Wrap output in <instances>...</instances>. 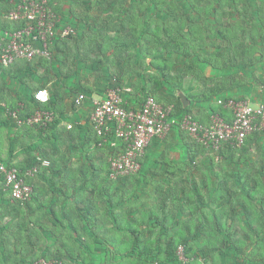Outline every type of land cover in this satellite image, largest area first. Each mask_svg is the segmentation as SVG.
I'll list each match as a JSON object with an SVG mask.
<instances>
[{"label": "crops", "instance_id": "crops-1", "mask_svg": "<svg viewBox=\"0 0 264 264\" xmlns=\"http://www.w3.org/2000/svg\"><path fill=\"white\" fill-rule=\"evenodd\" d=\"M16 1L0 0V44L9 32L3 29L12 28L3 17ZM113 1L108 9L114 8L117 15L114 29H108L107 20L98 29L91 25L87 27V31L97 37L95 49H79L78 40L71 44L77 47L76 56L80 61L75 74L70 75L60 63L61 55L66 56L69 52L63 49L64 42L55 44L49 61L17 60L0 68V164L23 165L28 170L37 159L48 163V166H38L36 174L28 178L33 195L29 205H16L11 201L0 175V264H21L28 258H49L56 254L62 257L63 264H82L81 258H71L67 250L74 255L80 254L86 264H106L114 258L112 251L118 249L116 242L128 239L123 229L128 223L132 229L140 222L147 223L141 227L147 231L145 236L159 239L165 230L153 228L150 233L148 227L154 222H188L197 217L183 212L186 203L179 196L172 203L167 195L164 199H145L137 190L134 194L128 191L133 197L130 199H127L129 196H122V199L116 196L114 209L122 213L112 212L114 209L108 197L100 190H93L94 185L103 188L110 184L104 176L107 150H97L89 145L95 137L89 121L93 98L101 99L107 90L120 89L124 108L137 110L146 97L151 96L161 105L173 103L178 109L177 117L189 115L204 123L209 122L211 108L220 106L219 100L249 99L252 104L262 101L264 0H162L159 10L148 0L142 4L124 0L122 7L117 0ZM56 2L59 11L58 0ZM105 13L111 12L105 10ZM127 14L136 23L131 22ZM153 21L162 22L171 31L170 34L164 32L161 44H154L151 32L143 36L134 33L135 25L137 31L141 27L149 29L148 24L154 25ZM177 29L178 34H174ZM168 42L172 46L178 45L179 52L170 48L163 60L150 54V48L159 51ZM143 47H148L147 53ZM55 58L59 64L52 62ZM89 59L91 66L84 75L87 71L84 66ZM160 64L166 66L164 73L174 78L172 84L163 81ZM96 65L102 70L98 79L91 75ZM107 66H112L114 75L105 73ZM39 90L46 91L48 104L34 101V94ZM80 94L86 99L76 107L75 100ZM178 99L181 107H188V111L180 108ZM47 105L56 109L57 117V124L48 131L17 126L7 116L10 110H21V114L28 115L35 106ZM68 126L72 128L67 129ZM183 135L174 129L169 133V139L174 138L188 155L190 147ZM253 140L247 142V149L257 141L264 153V132ZM157 141L146 149L138 176L140 180L147 172L152 179H148L149 183L164 184L168 173L178 167L166 164L165 159L158 161L162 153ZM108 150L110 154L116 151ZM261 165L252 166L246 180L252 179L251 174L260 171ZM160 177L164 181H160ZM178 184L167 183L164 187L167 186L165 190L169 191ZM72 210L76 211L75 218L79 221L75 224L77 227L73 224L63 227L56 213L70 220L66 212L72 214ZM37 214L43 215L41 222L34 219ZM88 223H91L92 231ZM59 226L62 229L58 233ZM186 226L182 227L186 229ZM93 234L109 240V244L105 241L96 244ZM166 264L172 263L166 261Z\"/></svg>", "mask_w": 264, "mask_h": 264}, {"label": "built area", "instance_id": "built-area-1", "mask_svg": "<svg viewBox=\"0 0 264 264\" xmlns=\"http://www.w3.org/2000/svg\"><path fill=\"white\" fill-rule=\"evenodd\" d=\"M56 5V0H17L14 3L3 17L4 21L16 27L5 33L0 44V68L8 67L17 60H51L56 41L74 35V28L64 23L56 13ZM261 92L262 101L258 104L241 99L219 100L217 104L231 112V120L228 122L219 115H211L209 122L202 124L189 115H173V105L163 106L152 97H148L139 109L127 110L121 90H107L104 98L91 100L93 110L89 121L100 138L99 146L116 149L108 161L109 178L115 180L138 173L140 159L151 141L163 139L174 129L204 147L215 156L216 162L220 161L218 154L223 146L239 148L249 136L264 131V84ZM85 99L83 94L78 95L75 106H81ZM34 101L47 102L46 91H37ZM20 112L10 110L7 115L17 126L47 129L55 118L51 111L40 108L27 117H20ZM40 165L48 166V163L41 162ZM37 171L36 164L21 176L17 168L0 165L4 189L12 202L24 204L31 199L32 188L26 184L25 178L34 176ZM179 251L182 252V249ZM179 251V261L184 264L186 260L183 261Z\"/></svg>", "mask_w": 264, "mask_h": 264}, {"label": "trees", "instance_id": "trees-1", "mask_svg": "<svg viewBox=\"0 0 264 264\" xmlns=\"http://www.w3.org/2000/svg\"><path fill=\"white\" fill-rule=\"evenodd\" d=\"M77 1V0H74ZM129 1V0H128ZM135 1L138 4H142L146 0H132V2L135 3ZM148 2L152 5H155L157 10H159V6H161L162 0H148ZM124 3V0H117V4L122 7V4ZM13 8V7H12ZM55 11H57V6H55ZM114 8L112 9L111 13L108 14V20L106 25H108V29H114L115 19L117 18V15L115 14ZM131 22L136 23L131 19V15L127 14ZM64 22V20H63ZM154 25L151 24V22L148 24V28L146 29L144 27H141V29L138 28L135 25L134 33H138L139 35H147L148 32H151L154 37L153 42L154 44H161L163 41V34L166 32L167 34H170L169 27H165L162 22H156L153 21ZM7 23V22H5ZM65 23L68 25V23L65 21ZM9 24V23H8ZM12 25V24H10ZM71 26V24H69ZM16 26L12 25V28ZM73 27V26H72ZM153 29H152V28ZM9 28H4L3 31H11ZM177 28V27H175ZM150 30V31H149ZM179 30L177 29L174 34H178ZM264 35V34H263ZM72 37V36H71ZM71 37H69L67 40H69ZM105 40L107 39L104 38ZM172 40V39H170ZM57 44V43H55ZM155 46V45H154ZM148 47H143L142 50L146 51ZM170 48H175L176 53L179 52L178 45L172 46L171 43H166V45H163L161 50H154L150 51V54L152 53V56L156 59H164V54L168 52ZM42 60V59H41ZM46 61V60H45ZM49 61V60H48ZM154 65V64H153ZM159 66V65H158ZM161 69V75L163 76V81L167 84H172V81L174 78L167 75V73H164L166 66H162L160 64ZM264 84V79L261 82V86ZM161 85V84H160ZM179 88V87H178ZM178 91V90H177ZM150 97V96H148ZM146 97V99L148 98ZM145 99V100H146ZM232 99V98H228ZM226 100V99H224ZM179 101V99H178ZM145 102V101H144ZM49 103V101H48ZM47 103V104H48ZM173 105L174 111L173 115H176L178 112L177 107L171 103L163 106ZM179 106L181 109L180 101ZM36 108H40L43 110L51 111L52 113H55L54 108L47 105L46 107H37L35 106L33 111ZM188 108V107H187ZM183 109L184 111H188V109ZM129 110V108H125ZM211 115H219L220 117L224 118L228 122L231 120V112L229 110H224V108L220 105L215 108H211ZM177 112V113H176ZM29 113L21 114L20 117H27L31 115ZM196 119V118H194ZM199 121L198 119H196ZM201 122V121H199ZM202 124H206L204 122H201ZM57 124V118L54 120V122L47 128V129H40L37 127H34L37 130L41 131H48L50 130L54 125ZM264 132V131H263ZM184 134L183 132H181ZM255 133L251 136H249L246 141H254L253 138H255L258 134ZM95 137L93 138V142L89 143V145H92L97 150H107L105 151L106 156V181L108 184L106 187H98L95 188L98 185H94L93 190H100L102 193L105 194V196L108 197L110 200L109 203L114 209V203L113 200L117 196L118 198L122 199L123 193H128V190L131 194L135 193V184L138 181V173L136 174H130L123 177H118L115 180H111L109 178V159L113 156V153L110 154L108 151V146H99L100 138L94 133ZM254 136V137H252ZM156 140V139H155ZM153 140V141H155ZM192 139H190L191 141ZM151 141V143L153 142ZM193 143L196 145H200L196 143L194 140H192ZM150 143V144H151ZM193 143H188V163L194 164L195 163V156H196V148ZM149 144V145H150ZM91 146V147H92ZM201 146V145H200ZM244 145L237 148L235 146L231 145H225L222 147V149L219 151V157L220 161L222 159L227 158V155L230 153V160L233 159V153L242 150ZM193 147V149H192ZM202 147V146H201ZM90 148V147H89ZM205 149L204 147H202ZM206 150V149H205ZM262 157L264 159V153L262 154ZM38 160V159H37ZM141 161V159H140ZM219 162V161H218ZM37 164V161L34 162V164H31L30 166H35ZM261 172L257 171L258 175L264 174V161L261 163ZM243 165V164H242ZM9 167H16L20 171V175L23 176L26 172V169L23 165L17 166L8 164ZM253 170L252 166H245L244 169H242L239 172H234L233 170L230 172L224 171V176L220 178V174L223 173H216L215 177L217 178V185L218 187L214 190L212 198H211V206H212V213L211 210L209 213H206V208L203 207L204 202L203 200L198 203V201H190V196L186 195L185 199L189 200L187 202L185 199L184 203H186L185 209L183 212H187L189 215H197L194 220H188V222H177L173 223L172 221H156L153 223L152 227H148V231L151 233L153 228H159L164 229L165 233L161 238H149L145 236V233L147 231L142 230L141 227L143 224H147L145 222L138 223V226H134L133 229L131 225L128 223V225L124 226V231L126 234H128V239L126 240H119L116 242L118 245V249L112 251V259L109 260L106 264H166V261L171 262L172 264H182L179 261L178 258V251L181 248L182 254L186 258V261L184 264H197L199 262L203 264H219L222 261H225V258L223 255H232V259L236 258L237 256H242L243 264H264V183L260 182L257 178L256 179H250L246 180L247 172H251ZM140 171V170H139ZM181 172H183L181 170ZM226 172V173H225ZM206 179H204L203 188H209V183H212V178H210L208 172ZM238 173V174H237ZM169 175H175L176 172H170ZM237 174V175H236ZM1 178L3 180V176L1 175ZM241 183V186L243 190L246 193L244 196L242 194H239L237 197H234V193L232 196V190L230 189L229 182H235L236 180ZM26 184L30 185L28 182V178H25ZM158 184L162 185L164 187V184L158 182ZM128 186V187H127ZM131 186V188H129ZM160 187V186H159ZM134 188V189H133ZM155 190H160L161 195L157 197H153L152 193ZM194 197L197 196L200 198L201 192L199 188L194 187L193 188ZM259 190V191H258ZM95 192V191H94ZM184 192L180 189L170 192L169 191L162 190L155 186L152 191H145L144 194L147 195L150 199H164L166 194L167 197L171 200H178V196L180 197L181 194ZM9 195V193H8ZM255 195L259 197L257 200L255 198ZM33 195L29 201H27L24 204H21L19 202H14L16 205H29L30 201L32 200ZM255 201H260L259 206L261 207V211H258L256 209V205L254 204ZM175 203V202H172ZM89 212V211H88ZM87 212V215H88ZM54 214V213H53ZM55 216V215H54ZM94 217V216H93ZM89 224V228L91 229V223ZM96 223L94 222V225ZM173 225V227H172ZM184 225L186 226V229H184ZM93 226V225H92ZM193 228V229H192ZM3 231V229H1ZM93 237L95 238V243L100 244L105 241L109 244V240L102 239L97 234H93ZM111 242L115 243V239L111 238ZM251 244V246H249ZM247 245L250 247H247ZM88 248L91 249L90 246ZM132 248V250H130ZM231 253H230V252ZM68 256L71 258H75L78 260V258H81L82 264H86V261H84L80 254L74 255L71 251L67 250ZM66 255V254H65ZM48 257H43V261L46 263L49 262H55V264H58L59 260L62 261V257L59 255H52ZM117 259V260H115ZM39 258L36 257L28 258L27 260L21 262V264H41V262H38ZM187 262V263H186ZM60 263V262H59ZM63 264V263H60Z\"/></svg>", "mask_w": 264, "mask_h": 264}, {"label": "rangeland", "instance_id": "rangeland-1", "mask_svg": "<svg viewBox=\"0 0 264 264\" xmlns=\"http://www.w3.org/2000/svg\"><path fill=\"white\" fill-rule=\"evenodd\" d=\"M113 4H114L113 0H77V1H74V0H58V8H59V11H57L58 14L61 16V18H62V20H64V22L66 21L68 23V25L71 24V26H73V28H74V35H72V37L69 40L64 39V40L56 41L57 44L60 42L66 43V45H64L63 49L69 50V52L66 53L67 54L66 56L61 55L62 57L60 58L61 59L60 63L65 65V67H64L65 71H68V73L70 75L75 74L78 70L77 66L80 65V61H78L77 56H76L77 47L76 46L73 47V46H71V44H73L75 40H78L80 43L79 49L84 50L86 47H88V48L91 47L92 49H95V43L97 42V37L92 36L91 31H87L88 30L87 27H88V25L94 26L95 29L103 27L105 24V21L108 20V14L105 13V10H106V12L110 13L112 10L108 9V7L110 5H113ZM65 10H66V13H64ZM70 21H72L73 23ZM107 27H108V25H107ZM94 34L95 33H93V35ZM38 60H40V59H38ZM42 60L45 61L44 59H42ZM90 61L91 60L89 59L88 62L86 63V65L84 66L85 68L87 67V71H84L85 72L84 75L86 73L88 74V70L90 69V66H91ZM52 62L57 63L56 58ZM57 64H59V63H57ZM110 64H111V62H110ZM94 69H95V71H94ZM101 73H102V70H101V68L98 69V65L93 66L92 71H91V75H93L94 77H96V79H98V77L101 75ZM105 73H110V74L114 75L113 70H112V66H107V70L105 71ZM247 100H249V99H247ZM183 136L186 139L187 143H190V144L193 143L192 140L190 141L191 138L188 137V135L184 134ZM252 137H254V136H252ZM174 141L175 140L172 137L169 139V135L164 137L163 139H158V141H157V142H159L158 144L160 145V148H159L160 153H162V155L160 156L158 161L162 162L163 159H165L166 164L173 165V166L176 165L178 167V170H175V172H176L175 175L169 176V174H168L167 175L168 178L166 177V181H164L163 177H160L159 180L164 181L165 185L167 183L169 185H171L173 183H179L177 188L184 192L183 194L180 195V198L182 199V201L184 202L186 200L185 199L186 195L190 196V199H189L190 201L194 200V201H198V203H200L203 200V202H204L203 207L206 208V210H205L206 213H209V211L212 208L210 201H211L214 189H216L218 187V185L216 183V178H215L216 173H221L223 171V173L220 174V178H222L224 176V171L230 172L233 170L236 173V172H239L242 169H244L245 166H254V165L258 166L264 161V159L262 157L263 150L260 149V147H258L260 145L258 144L257 141L254 142V145H252L251 149H247V141H245L242 150H239V151L233 153V156H232L233 159L232 160H230V153H229L227 155V158H224V159H222V161H219V162H216L215 156L211 155L207 150L203 149L200 145H196L195 143H193L195 145V148H196V150H194L192 147V149L194 151H196L195 163L189 164L187 153L185 154L180 149V145H178L177 142H174ZM149 148H150V146L148 147V150H149ZM145 156H146V154L143 157H145ZM144 160H145V158L142 159V163L144 162ZM100 167L103 168V166H100ZM181 170L183 172H181ZM206 172H208L210 178H212V184L209 183V188H203L202 187L204 179H206V176H207ZM139 177L140 176H138V182L135 184V190H137V193L140 196H143L142 198L149 199L147 196H144L145 195L144 192L145 191H148V192L152 191L155 186H157L158 188H160L164 191H166L165 188L167 189V186L163 187L161 184L159 185L158 181H153V183H149L148 179H151V178L147 174V172H145L144 176L142 175L140 180H139ZM144 177H146L145 180H144ZM251 178L252 179L257 178L260 182L264 183V174L258 175L256 172H254L251 174ZM155 179H157V178H155ZM234 179L236 180V178H234ZM171 180H173L174 182ZM229 186H230V189L232 190V196L234 193V197H237L239 194H242L244 196V194L246 195V193H247L243 190L241 183H239L237 180L235 182H232V181L229 182ZM194 187L200 189V192H201L200 198H198L197 196L194 197V195H193V192H194L193 188ZM129 188H131V186H129ZM177 188L175 187L174 189L169 190V196H170V192L172 193V191L178 190ZM161 192L162 191H160V190L154 189L152 196L158 198V196L161 195ZM123 196L127 197V196H129V193H127L126 195H123ZM130 198H133V197L130 195L127 199H130ZM255 198L257 200L259 197H257L255 195ZM189 200H186V201L189 202ZM254 204L255 205L257 204L255 206L256 209L258 211H261V207L259 206L260 201H255ZM120 211L121 210H119V209L118 210L114 209L112 212L122 213ZM75 212L76 211H74V210H72V214L70 211L66 212V215L71 217L70 220L65 218L64 216H62L60 213H58V214L56 213V216H58V221L61 225H63V227H70L71 224H73L74 226L77 227V225H75V224H78L79 221H76ZM42 216L43 215L37 214L34 219L39 220L41 222L40 218ZM60 229H62L61 226H59L57 228L58 233H59ZM68 241H69V239L67 237L66 242L68 243ZM179 253L182 254V252H180V251H179ZM179 255L180 254H178V258H179ZM223 256L225 258V261H222L219 264H243L242 256H237L236 258H233V259H232L231 254L223 255ZM181 257L183 258V261L186 260V258L184 256H181ZM37 259H38V257H37ZM43 260H44L43 257H40L38 262H41V263L45 262ZM59 262L62 263V262H64V260L63 261L59 260ZM59 262H58V264H60Z\"/></svg>", "mask_w": 264, "mask_h": 264}, {"label": "clouds", "instance_id": "clouds-1", "mask_svg": "<svg viewBox=\"0 0 264 264\" xmlns=\"http://www.w3.org/2000/svg\"><path fill=\"white\" fill-rule=\"evenodd\" d=\"M6 13H7V12H6ZM6 13H5V14H6ZM150 97H151V96H150ZM33 98H34V97H33ZM152 98H153V97H152ZM47 102H48V101H47ZM47 102H45V103H47ZM45 103H41V104H45ZM159 104H160V103H159ZM168 106H169V105H168ZM32 112H33V111H32ZM53 114H54V117H55L54 120H55L57 117H56V114H55V113H53ZM71 128H72V127H71ZM71 128H70V129H71ZM67 129H68V128H67ZM44 130H45V129H44ZM41 162H42V161H40V159H38V160H37V166H41V165H40ZM0 165H1V164H0ZM7 166H8V165H7ZM43 167H44V166H43ZM15 168H16V167H15ZM0 175H1V174H0ZM30 187H31V186H30Z\"/></svg>", "mask_w": 264, "mask_h": 264}, {"label": "water", "instance_id": "water-1", "mask_svg": "<svg viewBox=\"0 0 264 264\" xmlns=\"http://www.w3.org/2000/svg\"><path fill=\"white\" fill-rule=\"evenodd\" d=\"M184 99V98H183Z\"/></svg>", "mask_w": 264, "mask_h": 264}]
</instances>
